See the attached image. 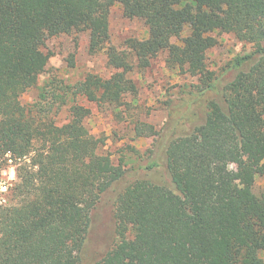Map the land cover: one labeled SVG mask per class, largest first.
<instances>
[{
    "label": "trees",
    "instance_id": "16d2710c",
    "mask_svg": "<svg viewBox=\"0 0 264 264\" xmlns=\"http://www.w3.org/2000/svg\"><path fill=\"white\" fill-rule=\"evenodd\" d=\"M115 3L148 29L146 38H129L127 50L110 44ZM81 31L114 72L73 85L48 82L24 106L21 95L49 58L45 40ZM219 33L252 48L221 75L206 62ZM158 53L196 79L190 94L205 104L165 138L134 121L136 137L158 135L163 155L129 173L86 127L90 110L77 98L120 106L136 92L128 75L134 65L147 67ZM65 107L69 119L58 123ZM5 156L16 182L0 206V264H264V190H254L264 175V0H0ZM153 169H163L168 183L139 174ZM107 196L117 239L86 263L93 215Z\"/></svg>",
    "mask_w": 264,
    "mask_h": 264
},
{
    "label": "rangeland",
    "instance_id": "374dc122",
    "mask_svg": "<svg viewBox=\"0 0 264 264\" xmlns=\"http://www.w3.org/2000/svg\"><path fill=\"white\" fill-rule=\"evenodd\" d=\"M109 32L110 44L119 50H127L126 42L129 38L141 39L148 35L144 22L125 17L117 3L110 8ZM216 37L217 44L208 50L206 62L210 70L221 75L232 59L248 53L252 48L250 43L238 40L231 33H219ZM43 50L49 54L44 70L39 75L37 84L20 97L21 103L26 107L36 103L39 89L48 82L61 81L73 85L88 74L106 78L114 72L107 64L103 51L90 46L86 31L48 37ZM71 57L73 66L69 64ZM128 75L135 83L136 92L127 93L120 106L91 102L81 96L77 98V102L90 110L85 125L91 133L104 140L103 151L111 155L115 164H121L129 173H133V170L147 165L157 155H163L161 148L156 146L158 135L136 137L134 121L152 124L165 138L170 134L173 124L180 122L182 117L190 116L193 113L191 111L203 107L205 101L204 97L190 94L196 79L178 67L169 66L166 63V53H158L147 67L134 65ZM56 119L58 123L69 119L67 107L56 115ZM15 168L8 156L0 158V192L7 196L8 201L16 182ZM139 174L153 182L168 183L163 169H153L149 173L139 170ZM170 187L174 189L172 185ZM254 190H264V175L256 179ZM112 211V202L107 196L93 215L92 240L88 251L92 254L85 256L86 263L101 258L103 252L110 249L116 241ZM262 256L264 257V253Z\"/></svg>",
    "mask_w": 264,
    "mask_h": 264
},
{
    "label": "built area",
    "instance_id": "2783aa9c",
    "mask_svg": "<svg viewBox=\"0 0 264 264\" xmlns=\"http://www.w3.org/2000/svg\"><path fill=\"white\" fill-rule=\"evenodd\" d=\"M8 159H9L10 162H13V161L9 158V156H8ZM13 163H14V162H13ZM7 202H8L7 196H3L2 193L0 192V206H1V205H4V204H7Z\"/></svg>",
    "mask_w": 264,
    "mask_h": 264
}]
</instances>
